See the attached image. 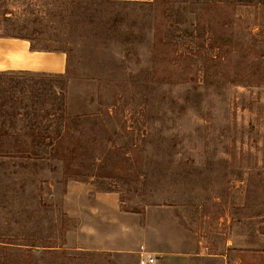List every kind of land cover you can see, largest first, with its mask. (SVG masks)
I'll list each match as a JSON object with an SVG mask.
<instances>
[{"label": "rangeland", "instance_id": "obj_1", "mask_svg": "<svg viewBox=\"0 0 264 264\" xmlns=\"http://www.w3.org/2000/svg\"><path fill=\"white\" fill-rule=\"evenodd\" d=\"M0 37L67 55L15 89L0 264H264V0H0Z\"/></svg>", "mask_w": 264, "mask_h": 264}, {"label": "crops", "instance_id": "obj_2", "mask_svg": "<svg viewBox=\"0 0 264 264\" xmlns=\"http://www.w3.org/2000/svg\"><path fill=\"white\" fill-rule=\"evenodd\" d=\"M67 68V55L61 50H37L25 40L0 37V71L22 70L62 74ZM107 193H101L103 204H114ZM113 248V247H112Z\"/></svg>", "mask_w": 264, "mask_h": 264}, {"label": "trees", "instance_id": "obj_3", "mask_svg": "<svg viewBox=\"0 0 264 264\" xmlns=\"http://www.w3.org/2000/svg\"><path fill=\"white\" fill-rule=\"evenodd\" d=\"M25 73L30 76L48 74V73H43V72H31V71H22V70H19L17 72L15 70L0 71V136L1 137L9 136L8 135L9 130L7 129L6 123L10 121L11 123H13V120H12L13 118L19 115H22L21 111L17 109L19 108L17 107V105L18 103L21 102V99L15 95V92H16L15 89L20 82V77H22ZM6 83H10L12 86L9 89H7L6 87L3 86ZM13 83H15V85H13ZM28 114L29 112L26 111L25 115H28ZM47 126L45 127L43 131L38 132V135H36V137H39L40 140L43 139V141L45 140V138H48L49 141L46 144H54L55 142L58 143L59 142L58 139L62 137V133H61L59 126L55 127L56 131L54 134L49 132L50 126L48 127ZM30 127L32 129H35L33 123H30Z\"/></svg>", "mask_w": 264, "mask_h": 264}, {"label": "built area", "instance_id": "obj_4", "mask_svg": "<svg viewBox=\"0 0 264 264\" xmlns=\"http://www.w3.org/2000/svg\"><path fill=\"white\" fill-rule=\"evenodd\" d=\"M136 264H154V257L143 251L141 252Z\"/></svg>", "mask_w": 264, "mask_h": 264}]
</instances>
